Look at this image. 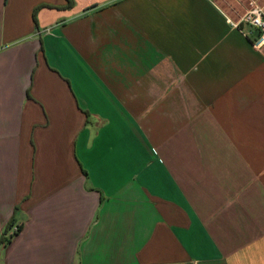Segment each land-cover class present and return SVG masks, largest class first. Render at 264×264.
Returning a JSON list of instances; mask_svg holds the SVG:
<instances>
[{
  "label": "crops",
  "instance_id": "crops-1",
  "mask_svg": "<svg viewBox=\"0 0 264 264\" xmlns=\"http://www.w3.org/2000/svg\"><path fill=\"white\" fill-rule=\"evenodd\" d=\"M252 1L0 0V264H264Z\"/></svg>",
  "mask_w": 264,
  "mask_h": 264
},
{
  "label": "built area",
  "instance_id": "built-area-1",
  "mask_svg": "<svg viewBox=\"0 0 264 264\" xmlns=\"http://www.w3.org/2000/svg\"><path fill=\"white\" fill-rule=\"evenodd\" d=\"M229 22L235 28L239 29L242 25H248L253 30H257L258 37L254 41V47L257 50H261L264 48V8L257 2L252 1L249 5L248 10L243 14L240 20L234 22L229 20ZM19 226H12L10 228L9 237L17 234Z\"/></svg>",
  "mask_w": 264,
  "mask_h": 264
},
{
  "label": "trees",
  "instance_id": "trees-1",
  "mask_svg": "<svg viewBox=\"0 0 264 264\" xmlns=\"http://www.w3.org/2000/svg\"><path fill=\"white\" fill-rule=\"evenodd\" d=\"M11 227H12V225H9L5 231L7 232V230H9ZM18 231H20V227L18 228Z\"/></svg>",
  "mask_w": 264,
  "mask_h": 264
}]
</instances>
